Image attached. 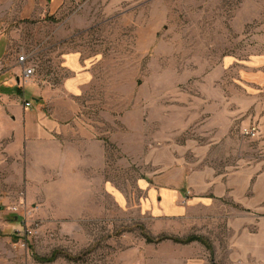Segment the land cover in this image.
<instances>
[{
    "label": "rangeland",
    "instance_id": "rangeland-1",
    "mask_svg": "<svg viewBox=\"0 0 264 264\" xmlns=\"http://www.w3.org/2000/svg\"><path fill=\"white\" fill-rule=\"evenodd\" d=\"M263 50L264 0H0L3 69L29 58L35 74L23 87L31 100L30 84L61 90L65 56L80 54L91 77L79 116L105 149L99 174L85 172L95 184L83 200L48 202L22 175L8 176L20 180L8 183L20 195L0 207V227L18 231L0 230V264H148V245L192 238L220 264L235 239L234 214L253 232L264 208V94L240 85L230 59ZM252 127L259 134L244 135ZM160 179L202 203L184 238L155 234L140 212L144 191ZM106 181L129 208L116 205ZM53 253L51 263L38 259Z\"/></svg>",
    "mask_w": 264,
    "mask_h": 264
},
{
    "label": "crops",
    "instance_id": "crops-1",
    "mask_svg": "<svg viewBox=\"0 0 264 264\" xmlns=\"http://www.w3.org/2000/svg\"><path fill=\"white\" fill-rule=\"evenodd\" d=\"M230 59L237 64L240 85L264 94V50L246 59ZM64 65L69 77L61 90L56 94L49 90V93L30 84L33 99L26 100L25 88L20 84L24 66L18 62L3 69L0 60V207L7 206L20 195V186L8 187V183L20 182L8 178L12 173L22 175L21 182L36 185V190L41 191L40 196L48 202L60 198H89L84 189L95 181H90L85 172L98 173L105 159V149L94 134L84 128L78 111L77 98L87 86L91 73L78 53L67 54ZM27 103L31 106L27 107ZM165 182L160 179L157 188L144 191L139 209L155 221V234L181 239L192 230L186 228L184 222L189 221V225L198 222L197 206L202 203L197 201L198 198L186 200L179 184L171 187ZM105 189L120 209L129 208L128 197L117 192L114 184L106 181ZM203 204V218L208 223L209 214L214 215V212L207 206V201ZM234 215L237 221L230 223V229L236 233L235 239L222 252L226 258L221 256L216 262L264 264V208L257 213L253 232L246 229L243 214L240 218L239 212ZM3 225L0 230L18 231L14 224ZM213 247L218 255L215 242ZM146 256L148 264H211L208 251L198 242L183 244L165 240L150 244Z\"/></svg>",
    "mask_w": 264,
    "mask_h": 264
},
{
    "label": "built area",
    "instance_id": "built-area-1",
    "mask_svg": "<svg viewBox=\"0 0 264 264\" xmlns=\"http://www.w3.org/2000/svg\"><path fill=\"white\" fill-rule=\"evenodd\" d=\"M19 62L24 66V76L23 79L20 81V84L22 86H25L28 80H30L34 76L35 69L34 67H26V64L29 62V58L27 56L20 57ZM26 106L29 107L31 106V104L27 103ZM243 133L244 135L255 137L256 135L259 134V130L256 127L246 128ZM19 208L20 207H12V211L15 213L19 211Z\"/></svg>",
    "mask_w": 264,
    "mask_h": 264
},
{
    "label": "trees",
    "instance_id": "trees-1",
    "mask_svg": "<svg viewBox=\"0 0 264 264\" xmlns=\"http://www.w3.org/2000/svg\"><path fill=\"white\" fill-rule=\"evenodd\" d=\"M144 237H145V239H146V242L147 243H156V241L157 240H153L152 238H150L148 235H144ZM163 239H165V238H162V239H159L158 241H160V240H163ZM191 240H196L195 238H192V239H190V241ZM202 240V239H201ZM178 243H188V242H190L189 240L188 241H179V240H176ZM203 241V240H202ZM204 243H205V241H204ZM206 244V243H205ZM57 258V253H53V255L52 256H50V257H47V258H38L41 262H47V263H51V262H53V261H55V259Z\"/></svg>",
    "mask_w": 264,
    "mask_h": 264
}]
</instances>
